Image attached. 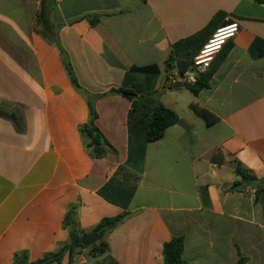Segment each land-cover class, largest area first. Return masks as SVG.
Masks as SVG:
<instances>
[{"label": "crops", "instance_id": "obj_1", "mask_svg": "<svg viewBox=\"0 0 264 264\" xmlns=\"http://www.w3.org/2000/svg\"><path fill=\"white\" fill-rule=\"evenodd\" d=\"M55 1L52 19L64 25L60 41L81 86L96 95L122 87L137 96L112 93L96 101V124L118 157L92 158L79 132L90 117L86 96L72 85L60 50L34 31L39 7L0 0V108L20 110L25 122L20 133L0 117V264H12L19 252H28L30 262L57 252L69 240L68 205L78 201L86 233L104 217L130 213L107 234V253L93 261L164 264V244L183 236L189 264H264V190L259 181L234 187L237 162L264 181V57L249 53L256 38L264 40V3ZM230 22L240 29L225 45L229 53L209 88L195 95L177 64L166 67L172 45L195 36L198 54ZM151 65L160 72L133 70ZM158 102L187 128L177 123L149 142ZM192 104L217 121L207 125ZM218 151L222 164L211 160ZM114 176L136 186L126 209L98 194ZM78 252L72 264L87 262L88 250ZM61 264H69L68 255Z\"/></svg>", "mask_w": 264, "mask_h": 264}, {"label": "trees", "instance_id": "obj_2", "mask_svg": "<svg viewBox=\"0 0 264 264\" xmlns=\"http://www.w3.org/2000/svg\"><path fill=\"white\" fill-rule=\"evenodd\" d=\"M258 1L264 3V0ZM55 6V0H41L34 31L44 38L49 44L55 45L60 50L63 65L72 85L76 90L82 92L86 96L90 109V117L88 122L79 126V132L86 150L94 159L104 158L109 153H112L117 158V149L107 140L96 124L98 112L95 104L99 98L112 93L122 94L129 99L136 97L137 94L121 87L118 89H111L105 94L96 95L90 93L81 86L74 71L70 57L60 41L59 31L64 25L57 24L52 19V12ZM99 18V15L94 16L91 20V24L93 26L96 25L99 22ZM230 47L231 45L223 48L221 51L222 55L219 60H214L210 68L199 75L196 83L186 86L192 93L198 95L202 90L209 88L211 78L217 71L221 62L227 57ZM197 52L198 49L195 36L182 39L172 45L171 52L166 60V67L171 68L177 64L181 73H185L193 65V60ZM249 53L253 59L257 60L263 58L264 40L256 38L249 48ZM133 70L152 74H158L160 72V68L157 65L133 67ZM191 108L197 115L206 120L207 125L210 126L217 121V118L207 109L201 108L195 104H192ZM151 111V118L147 127L146 138L147 141L154 142L162 139L166 130L177 124L180 118L175 111L166 107L162 102H158L153 105ZM0 117L11 120L15 124L18 132L23 133L25 131V122L23 114L20 110L16 109L12 112H7L0 108ZM211 160L219 164H222L225 161L224 155L221 151L214 154L211 157ZM123 171L124 168L120 167L118 169V174L123 173ZM234 172L240 178V181H237L234 187L239 186L241 182L259 181L261 183V188L259 190H264V181L250 175L249 170L246 169L240 162L236 163ZM135 189V185L122 186L116 181V177L114 176L103 188L98 191V194L108 202L117 204L126 209L134 195ZM79 208L80 201L70 203L68 205V210L64 218V227L69 231V240L57 252L48 253L41 259L33 262L29 261L28 252H19L16 253L12 264H61L66 255L69 257V264H72L78 251L84 249H87L92 257H97L107 253L109 249V245L106 241L107 234L110 230L122 224L130 213L128 211H124L117 216L104 217L101 219V221L91 231L98 234L97 242L89 247H86L81 241V237L86 234V231L80 227L78 221ZM184 248L185 240L183 236L172 237L171 240L166 242L163 246L164 264H189L183 256ZM111 264L118 263L112 260Z\"/></svg>", "mask_w": 264, "mask_h": 264}, {"label": "built area", "instance_id": "obj_3", "mask_svg": "<svg viewBox=\"0 0 264 264\" xmlns=\"http://www.w3.org/2000/svg\"><path fill=\"white\" fill-rule=\"evenodd\" d=\"M239 29L240 25L237 22H230L228 25L217 29L194 57L193 65L182 74V81L188 85L196 83L199 73L209 69L216 56L223 50L228 41L237 35Z\"/></svg>", "mask_w": 264, "mask_h": 264}, {"label": "water", "instance_id": "obj_4", "mask_svg": "<svg viewBox=\"0 0 264 264\" xmlns=\"http://www.w3.org/2000/svg\"><path fill=\"white\" fill-rule=\"evenodd\" d=\"M178 124L185 129L187 128L183 120H179ZM97 240H98V234L96 232L86 233L81 237L82 244L86 247L95 244Z\"/></svg>", "mask_w": 264, "mask_h": 264}, {"label": "rangeland", "instance_id": "obj_5", "mask_svg": "<svg viewBox=\"0 0 264 264\" xmlns=\"http://www.w3.org/2000/svg\"><path fill=\"white\" fill-rule=\"evenodd\" d=\"M32 4L35 6V8L38 6L39 7V5H38V1L37 0H32ZM82 251V250H81ZM79 253V252H78ZM83 253H85V255H84V259L82 258V261H84V260H87V262H83V264H108V263H105V261L103 262H100L101 260H99V261H96V260H92L91 259V255L89 254V251L88 252H83Z\"/></svg>", "mask_w": 264, "mask_h": 264}]
</instances>
